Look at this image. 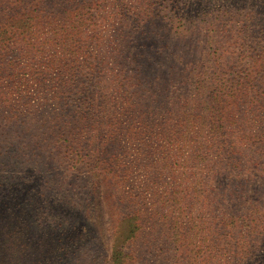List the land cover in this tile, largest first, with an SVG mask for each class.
<instances>
[{
	"label": "rangeland",
	"instance_id": "374dc122",
	"mask_svg": "<svg viewBox=\"0 0 264 264\" xmlns=\"http://www.w3.org/2000/svg\"><path fill=\"white\" fill-rule=\"evenodd\" d=\"M91 5L76 87L59 104L73 122L50 119L51 74L0 80V264H112V232L132 213L126 264H264V135L236 127L238 152L215 166L216 150L148 122L180 108L198 77L249 74L258 92L239 100L238 123L263 131L264 0ZM116 73L151 81L122 115Z\"/></svg>",
	"mask_w": 264,
	"mask_h": 264
},
{
	"label": "trees",
	"instance_id": "16d2710c",
	"mask_svg": "<svg viewBox=\"0 0 264 264\" xmlns=\"http://www.w3.org/2000/svg\"><path fill=\"white\" fill-rule=\"evenodd\" d=\"M94 1L0 0V80L17 79L16 77L21 79L27 67L36 78L51 74L54 95L49 113L52 122H73L67 117V112H63L66 108L61 109L59 104L62 96L67 101L71 100V93L76 87L74 61L78 56L82 59V55L86 53V27L93 24L91 3ZM19 58H26L27 62H16ZM258 70L260 69L254 67L250 72ZM6 71L9 75L3 78ZM124 74L116 73L111 79L115 86L124 89L126 108L119 111L120 115L131 110V97L151 82L132 74ZM241 78L244 80L229 84L217 76L198 77L197 80H192L196 82L197 92L187 94L181 99L182 104H179L180 99L177 100L180 108L166 110L159 121H155L154 114L150 112L148 122L170 125L173 137L197 141L199 148L206 153L216 150L218 158L211 161L215 166L220 165L227 158L224 153L232 155L238 152L234 134L236 127L247 131L245 138L248 140H260L264 135L263 128V131L260 129L250 136L247 128L238 123L241 113L235 108L239 100L247 93L258 92L253 88L254 78L251 75L246 74ZM260 93L262 95L254 99L256 104L264 100V90ZM4 102L6 104L8 98ZM5 118L6 115L1 120ZM166 122H170L169 125ZM64 146L70 147L69 144ZM65 151L68 153L70 149L66 148ZM136 219L134 213L124 215L120 224L114 228L110 251L112 264H126L124 246L135 236L138 227Z\"/></svg>",
	"mask_w": 264,
	"mask_h": 264
}]
</instances>
